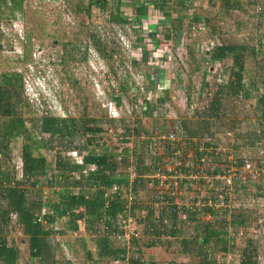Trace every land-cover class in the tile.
Masks as SVG:
<instances>
[{"label":"trees","instance_id":"trees-1","mask_svg":"<svg viewBox=\"0 0 264 264\" xmlns=\"http://www.w3.org/2000/svg\"><path fill=\"white\" fill-rule=\"evenodd\" d=\"M27 1L0 0V23L4 19L10 25L15 20L20 21L27 11ZM187 1L135 0L131 5L137 8L138 21L147 15L150 4L167 19L171 18L162 31L161 39L164 40L156 38V45L160 41L167 44L175 34L185 31L187 21L190 36L200 29V24L213 36L209 41L212 48L205 54L195 50L197 40L187 45L188 60L190 63L193 60L194 65L193 68L190 64L189 75L202 73L201 105L195 108L193 115L180 112L173 126L168 124V104L172 98L169 88H164L152 99L147 95L134 96L132 113L121 111L122 100L116 96L114 110L120 109L117 116L104 107L101 115L92 112L87 95L80 116H57L44 106L41 114H34L26 95L24 73L0 71V264H19L23 256L21 248L26 244L33 264H74L71 256L62 251L66 243L61 238L77 233L82 222L92 234L78 237L86 264H161L160 256L147 253V249L169 248L179 241L187 254L198 257L199 264H221L219 254L232 252L236 247L235 239L240 235L246 237V244L232 264H261L259 248L263 243L253 230L255 225L264 226V215L260 212L264 205V177L251 181L240 175L235 178L232 191L236 200L233 199L230 210L225 208L221 212L201 204L193 208L178 207L179 202L190 199L188 189L195 181L172 189L160 188L157 181L150 178L157 170L164 171L170 166L185 167L189 162L196 171L199 165H208L200 159L208 153L210 145L222 144L220 134L223 130L218 124L229 117H233L232 120L239 117L236 104L225 101L227 95L255 98V117L264 119V0H207L219 2V7L206 9L204 16L199 14L193 20L182 16V7ZM60 2L77 17L79 31L89 36L101 56L107 61L113 58L117 52L109 50L104 40V27L99 24L100 18H95L94 10L102 12L107 23L124 29L132 24L123 9L129 5L126 0ZM174 13L177 17L172 16ZM223 19L230 22L224 24ZM3 32L1 30L0 35ZM59 42L54 41L55 44ZM69 42H62L63 46L68 47ZM28 56L31 57V52L23 55L22 61L28 60ZM206 56L212 61L232 60L231 67L225 69L226 84L214 92L210 91L205 78L207 70L202 65ZM149 58L146 49L142 53V63L137 60L131 63L148 65ZM250 59L254 60L256 72L246 82L244 76ZM126 63L123 67L127 69ZM126 72L114 71L112 79L118 91L129 96L131 73L128 69ZM67 74L70 76V70ZM74 84L80 87L77 79ZM146 87L153 93L158 89L153 80H148ZM139 98L145 101L144 106H138ZM117 129H122L117 134L121 139L119 145L109 133ZM262 129L235 135L233 151L238 166L246 160L259 159L240 150L260 145L264 140ZM172 130L176 132V140L163 138ZM17 139L22 141L18 164L13 162L11 150L12 142ZM161 140L165 144H160ZM182 142L186 144L183 146ZM159 145H165L164 153L158 152ZM191 145L196 151L188 156ZM202 145L206 146L204 150H201ZM258 150L261 149L258 147ZM74 151L80 156H71ZM209 155L212 161H219L220 154L215 157L211 152ZM186 159L189 161L185 162ZM92 165L96 166L95 170L90 169ZM188 168L186 166L185 170ZM114 185L119 186L117 193L106 196L107 188ZM212 186L217 189L219 183ZM221 193L228 201L227 192ZM120 215H131L136 221L139 236L132 241H124L117 234L120 229L115 223ZM189 225L195 230L193 235L185 231ZM191 243L195 245L194 250L188 247ZM184 254L183 258H174L171 263L193 264L192 259L185 261Z\"/></svg>","mask_w":264,"mask_h":264},{"label":"rangeland","instance_id":"rangeland-1","mask_svg":"<svg viewBox=\"0 0 264 264\" xmlns=\"http://www.w3.org/2000/svg\"><path fill=\"white\" fill-rule=\"evenodd\" d=\"M60 1L28 0L27 11L20 21L15 20L10 25V23L8 24L9 21L4 19L0 23V32L4 30L3 34L0 35V71L17 70L24 73L26 95L31 103V112L41 114L44 106L45 109L57 116L69 114L80 116L84 106V98L87 95L91 111L97 112V115L102 114V107L114 112L116 96H119L122 100L119 106L121 111L123 113H132L134 107L131 99L134 96L141 94L142 98L143 95H147L148 98L152 99L161 94L164 88H169L172 97L168 104L169 126H173L177 119L180 118V112H188L189 115L194 114L195 108L201 105L199 93L202 73L194 72L193 75H189V66L192 64L194 68V65L193 60H191V63L188 60L187 45L197 40L195 50L198 54H205V51L212 48L209 45V41L213 36L210 35L205 27L192 32L190 36V32H188L189 21H187L185 31L183 30L175 34L172 41L163 44L161 43L164 40L161 39L163 37L162 31L164 26L169 24L171 18L167 19L160 10L156 15L154 14V9L148 10V17L138 21L136 8L131 6L135 0H126L129 5L123 9L127 19L131 20L132 24L122 29L111 23H107L106 17H103L102 12L95 8L94 15L95 18H100L99 21L101 23L99 24L104 27V40L107 42L109 50H116L117 52L113 58L107 61L101 56L93 42L90 41L89 36L79 31L78 26H76L77 17L73 16L74 14L68 11V9H65ZM168 6H170V3ZM218 7L219 2L188 0L182 7V16L186 20H193L199 14L204 16L206 9H216ZM151 12L155 16L150 19ZM172 16L177 17L176 13ZM222 22L226 24L230 20L223 19ZM102 26L100 27L101 36ZM242 36L245 38V34ZM156 38L161 39L158 45L155 44ZM56 39L60 41L57 44L54 43ZM68 40L71 42L65 48L62 42ZM146 49H148L151 57L148 65L144 63L136 66L132 65L131 61L133 60L142 63V53ZM30 52L31 57L28 56V60L22 61L23 55H29ZM124 62H127L125 65L131 73V77H129L131 85L129 96L119 92L117 87L113 85L114 80L112 79L114 71L120 74L127 73L126 67H123ZM203 64L207 70L205 78L206 82L209 83L210 91L214 92L219 88H223L227 79L225 77L227 75H225V69L226 67H231L232 60L212 61L210 56H206V59L202 62ZM248 64V71L245 72L244 76L246 82L256 72L254 60L250 59ZM68 70H70V76L67 74ZM76 79L80 82V87H76L74 84V80ZM148 80H153L157 83L158 89L156 93L147 90L146 85ZM230 97L227 95L225 101L228 102L230 100L231 105L232 103L236 104L235 106L238 109L236 113H238L239 117L233 120V117H229L218 124V127L223 130L220 134L222 149L219 152V161H216V163H219L220 168H224L227 165L235 168L238 166V159L233 151L234 140L237 137L235 135H243L246 131L259 132L264 128L263 122L255 117V105L257 102L255 98L236 95ZM142 98L138 99V106L145 105V101ZM190 103L192 104L190 105ZM115 132L114 130L109 131L112 135V140L119 145L121 139L117 134L121 133L122 129H117ZM81 140L83 139L81 138ZM12 143L13 162L15 161L18 164L20 160L18 154L20 153L22 141L21 139H17ZM131 144L134 145V143H130L129 145ZM160 144L165 143L161 140ZM184 144L186 143L182 142L183 146ZM164 146H157L159 153L165 152ZM258 147L264 150V140H261L260 145L256 147L245 146L240 152L243 151L248 156L260 158L261 150L259 151ZM195 151L194 145L189 146L188 156H193ZM65 152L64 150L61 153ZM70 155H73L72 152ZM188 161L186 159L185 162ZM188 163L186 164L188 165ZM241 174L246 178L247 173L241 172ZM263 177V175H260L255 180ZM212 185L208 186L203 182L197 183L195 181L192 184L193 187L191 186L192 188L188 189V197L192 198L198 190V194L201 197L215 196L219 191L223 192V184H219L217 189H214ZM177 196H179L178 193ZM234 199L236 200L235 195ZM261 208L263 209L260 212L264 215V205ZM254 227L255 230L253 232H255L259 239L261 238L260 240L263 243L259 248L261 250L259 258L261 264H264V238H262L264 226L255 225ZM185 231L192 235L195 233L194 228L190 225L186 226ZM90 235L92 234L82 222L80 230L77 233L67 234L61 238L66 243L62 251L71 256L74 264H86L85 254L80 248L78 237H89ZM178 243L181 244L180 241ZM178 243L170 244L169 248L165 246H159L154 250L150 248L147 249V253L153 256V253L158 254L161 264H173L171 263L172 260L174 258H183L181 255L184 253L185 261L192 259L193 264H199L198 257L192 253L187 254L186 248H183L182 244L179 247ZM235 243L236 247H234L232 252L227 251L219 254L221 264H228V262H232L235 258H239L237 256L238 253L244 250L246 237L243 235L237 236ZM27 246L28 244L21 248L23 256L19 264H33ZM90 246L93 248L91 241ZM194 246L193 243L188 245L193 250ZM67 247L68 249H65ZM179 251L184 252L178 255ZM227 258L230 261H226Z\"/></svg>","mask_w":264,"mask_h":264},{"label":"built area","instance_id":"built-area-1","mask_svg":"<svg viewBox=\"0 0 264 264\" xmlns=\"http://www.w3.org/2000/svg\"><path fill=\"white\" fill-rule=\"evenodd\" d=\"M154 9V10H153ZM149 10H153L154 14L156 15L158 13V9L150 4L149 5ZM137 8H136V13H137ZM153 12H151L149 18L151 19L153 16ZM148 17V14L143 17L142 19H146ZM141 19V20H142ZM157 19V18H156ZM152 21V20H151ZM202 28L203 26L200 24L199 26ZM263 43V50H264V39L262 41ZM264 52V51H263ZM115 105V104H114ZM118 113L117 109L114 110V116H116ZM264 120V119H263ZM263 125H264V121ZM163 138L169 139V140H176L177 135L174 130L169 132L166 136H163ZM222 144L218 145H210L207 149L208 153L204 155L200 159L202 162H208V165L205 166H200L199 169L194 171L190 167V165H187L189 170H185V167L180 166V167H174L170 166L167 169L163 170H157L150 176V178H154L157 183L159 184L160 188H172V189H178L180 185L185 184L188 181H196L197 183H204L207 185H212L215 183L223 184V191L227 192L229 196V200L225 201L223 198L222 194L224 193H219V195L216 196H208V197H201L199 194L196 196L183 200L182 202L177 201L178 207L181 209L183 206H191L192 208L195 206H199L200 204L210 206L214 209H217L218 211H223L226 210L225 208H229V210L233 207V199H234V193H233V181L235 178H239V175L242 176L241 172L247 173L246 179L248 180H255L257 177L260 175L264 176V150H261V155L260 158L252 161V160H246L241 167L237 166V168L233 166H225L224 168H220L219 165H217L216 161H212V156L210 157V153L217 157L219 155V152L222 149ZM206 146L202 145L201 150H204ZM73 155L80 156L78 152H73ZM214 159V157H213ZM215 160V159H214ZM196 169V167H194ZM220 168V169H218ZM91 170H95L96 166L92 165L90 167ZM217 170V171H216ZM244 177V176H243ZM119 190L118 185H114L111 187H108L106 190V196H112V194L117 193ZM130 199H132L131 195ZM159 197V196H158ZM162 197V195H160ZM164 198V197H163ZM205 198L204 201L201 199ZM160 204V203H158ZM222 208V209H221ZM118 225L120 232H117L118 235L124 240V241H132L136 236H139V232L136 226V221L135 219L130 215L128 217L120 215L117 222L115 223ZM243 234V232H241ZM239 256V255H238ZM226 261H230L229 258H227ZM233 262V261H232ZM232 262H228V264H232Z\"/></svg>","mask_w":264,"mask_h":264},{"label":"crops","instance_id":"crops-1","mask_svg":"<svg viewBox=\"0 0 264 264\" xmlns=\"http://www.w3.org/2000/svg\"><path fill=\"white\" fill-rule=\"evenodd\" d=\"M151 59V57L149 58V60ZM149 62V61H148Z\"/></svg>","mask_w":264,"mask_h":264}]
</instances>
